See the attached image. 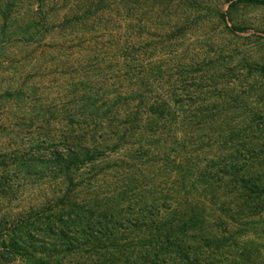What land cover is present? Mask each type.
<instances>
[{"label":"rangeland","instance_id":"374dc122","mask_svg":"<svg viewBox=\"0 0 264 264\" xmlns=\"http://www.w3.org/2000/svg\"><path fill=\"white\" fill-rule=\"evenodd\" d=\"M31 2L0 0V264H264V194L240 182L264 190V0H144L33 38ZM155 99L157 126L116 131Z\"/></svg>","mask_w":264,"mask_h":264},{"label":"trees","instance_id":"16d2710c","mask_svg":"<svg viewBox=\"0 0 264 264\" xmlns=\"http://www.w3.org/2000/svg\"><path fill=\"white\" fill-rule=\"evenodd\" d=\"M144 0H32L31 7L29 9L31 22L27 26L25 32L29 33V36H37L42 34L41 28H48L46 30L50 31L49 28L52 26L64 27L66 24L72 22H83L86 25L92 27L98 23L108 22L116 19H124L126 15H134L138 12L139 7H141ZM147 1V0H145ZM17 4H20V0H17ZM20 8V6L18 7ZM157 100H146L145 108L146 110H127L125 118L119 121L114 128L119 131V126H129L137 125V128L145 126H157L159 123L158 112L160 110H155ZM167 118L170 116V110H167ZM136 127V126H135ZM240 182L244 187H246V193L249 195H254L256 193L264 194L263 188L259 186L256 182H253L251 178L242 177ZM202 187V185H201ZM166 202V198H160ZM142 212H149L151 208L158 206V198L144 197L139 200ZM161 202V201H160ZM174 203V202H173ZM176 206L171 211L170 218H163L160 216L157 220V225L153 227L156 230L155 237L158 239L156 245H151L146 248L147 254L158 258L165 254L164 244H171L173 240L177 239L176 232L180 227L178 224H183L184 226L190 225V223L195 219L194 213L195 208H200L203 205V200L199 198L197 201H191L186 198L179 202H175ZM168 219V221L166 220ZM168 222V228L160 232V226ZM177 222V223H176ZM149 224L137 227H148ZM160 232V233H159ZM188 249V247H186ZM180 253L189 256L188 250H180Z\"/></svg>","mask_w":264,"mask_h":264}]
</instances>
